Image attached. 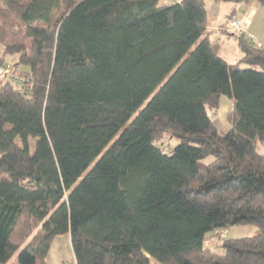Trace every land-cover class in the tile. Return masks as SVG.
I'll list each match as a JSON object with an SVG mask.
<instances>
[{
	"label": "trees",
	"instance_id": "1",
	"mask_svg": "<svg viewBox=\"0 0 264 264\" xmlns=\"http://www.w3.org/2000/svg\"><path fill=\"white\" fill-rule=\"evenodd\" d=\"M203 1L0 0V264H264V45L230 12L227 62Z\"/></svg>",
	"mask_w": 264,
	"mask_h": 264
},
{
	"label": "rangeland",
	"instance_id": "2",
	"mask_svg": "<svg viewBox=\"0 0 264 264\" xmlns=\"http://www.w3.org/2000/svg\"><path fill=\"white\" fill-rule=\"evenodd\" d=\"M208 13V20L210 21L212 12H215L220 9H225L227 7L230 8L231 13H241L247 5L251 4V2H255L258 6L259 3L256 1H251L249 3H234V2H220L217 0H204L203 1ZM209 2V3H208ZM235 8V10H234ZM212 11V12H211ZM260 18V20H259ZM256 22V23H255ZM254 22V27L256 31H263L264 33V20H263V9L260 7V11L258 13V18ZM258 22V24H257ZM261 29V30H260ZM251 32V30H248ZM232 32V31H231ZM261 33V32H260ZM217 40L215 41L214 36H212V48L219 53L223 59H225L229 63H236L239 60V57L241 56V52L239 50L238 46V39L236 36H228V35H222L218 34L216 35ZM255 38V37H254ZM255 41L258 42L255 38ZM259 43V42H258ZM0 48H2L0 56L3 55V46L0 44ZM18 55H5L4 62L5 63H14L17 61ZM241 67H246L245 64H240ZM20 69L25 68L24 66H20ZM231 109V101L227 96H221L219 98L218 107L216 111L211 112V117L213 119L214 125L217 127L219 131H227L229 128V123L227 120V115L230 112ZM166 140V139H165ZM164 140V141H165ZM177 140L175 138H169L167 139L165 143L168 146H173ZM260 152L264 153V146H260ZM210 158V157H209ZM207 159V161L209 160ZM36 232V231H35ZM34 232V233H35ZM260 230L258 227L254 225H238L233 226L229 229H227L224 232H217V230H213V235L211 239H209V243L211 246L218 242L222 238H236L241 236H251L256 233H259ZM207 244V243H206ZM73 251L71 247L70 242V236L68 232L61 233L56 235L53 240L51 241L48 253L46 255V261L51 264H69L73 261ZM15 262L14 259H11L10 263Z\"/></svg>",
	"mask_w": 264,
	"mask_h": 264
},
{
	"label": "crops",
	"instance_id": "3",
	"mask_svg": "<svg viewBox=\"0 0 264 264\" xmlns=\"http://www.w3.org/2000/svg\"><path fill=\"white\" fill-rule=\"evenodd\" d=\"M204 6H205V4H204ZM234 10H235V8H234ZM259 11H260V6H258L255 2H251V4L250 5L248 4L247 7H245L241 13H238V14L232 13V14L235 17H238V16L243 17V20H244L243 22L247 26L248 30H251V33L254 35L256 40L258 42H260L262 45H264V33H263V31H260L261 32L260 33L259 31H256L255 27H254V22L258 18ZM230 12H231V10L229 7L225 8V9L219 8V10L212 12L213 14L211 15L210 21L208 20V13H207L208 29H210L212 31V36H214V38L216 40H217L216 35L219 34V26L222 22H224L227 14ZM259 20H260V18H259ZM257 24H258V22H257ZM1 50H2V48H0V53H1Z\"/></svg>",
	"mask_w": 264,
	"mask_h": 264
},
{
	"label": "built area",
	"instance_id": "4",
	"mask_svg": "<svg viewBox=\"0 0 264 264\" xmlns=\"http://www.w3.org/2000/svg\"><path fill=\"white\" fill-rule=\"evenodd\" d=\"M229 29L232 32H244V22L243 20H233L230 22L229 24ZM11 74V68L9 66L3 67L0 66V79L8 76ZM16 82H18L17 80H15Z\"/></svg>",
	"mask_w": 264,
	"mask_h": 264
}]
</instances>
